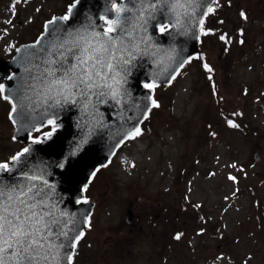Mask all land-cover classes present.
I'll list each match as a JSON object with an SVG mask.
<instances>
[{
  "label": "rangeland",
  "instance_id": "obj_1",
  "mask_svg": "<svg viewBox=\"0 0 264 264\" xmlns=\"http://www.w3.org/2000/svg\"><path fill=\"white\" fill-rule=\"evenodd\" d=\"M50 1L51 10L62 7L63 0ZM209 28L207 24L201 55L185 65L170 85L154 87L159 106L146 119L141 134L117 151L88 194L96 197V226L109 236L113 233L110 225L125 217L130 201L137 197L146 204L166 196L169 202L176 199L170 188L178 185L183 193V217L196 218L199 211L206 221L204 228L201 223H186L183 255L179 259L167 256V264H264V222L261 227L258 224L264 201V164L254 159L253 143L247 140H252L250 127L241 132V125L227 126L228 119L220 116L223 109L238 108L245 110L247 121L263 122L264 117L256 114L261 113L257 103L264 95V68L260 72L263 88L250 97L246 94L255 88L258 61H264V54L247 66L241 61L230 64L229 79L223 72L224 80L214 79L215 75L211 79L209 56L217 58L221 48ZM219 96L222 103L218 105ZM14 148L5 144L0 133V153H11ZM102 235L90 232L82 239L75 264H85L84 258L94 255ZM142 250L148 253L150 247Z\"/></svg>",
  "mask_w": 264,
  "mask_h": 264
},
{
  "label": "water",
  "instance_id": "obj_2",
  "mask_svg": "<svg viewBox=\"0 0 264 264\" xmlns=\"http://www.w3.org/2000/svg\"><path fill=\"white\" fill-rule=\"evenodd\" d=\"M215 0H195L189 8V16H181L175 27V14L167 9L157 11L154 18H148L144 30L138 33L146 43H141L142 52L132 61L130 71L119 86L120 96H93L87 108L77 99L75 104L37 96L29 85L44 65L42 61L50 56L51 43L63 39L68 32L78 29L100 31L103 21L99 17L111 16L110 0H79L71 7L69 20L56 17L55 24H48L46 31L36 42L24 44L11 60L17 61L18 72L13 86L5 90L14 103L12 117L17 124L15 136L23 138L31 129L48 120H55L53 133L41 137L38 142L29 143V151L18 161H11V172L3 173L4 182H27L25 174L41 176L50 186L51 200L60 217L68 237L83 232L92 202H80L83 187L89 182L97 166H103L115 151L127 140L128 133L140 127L153 106V92L145 88L146 83L164 85L185 65L187 60L199 51L202 23L207 10ZM202 21V22H201ZM168 23L164 32L159 25ZM55 29V31H53ZM31 96L32 100L25 99ZM63 214V215H61ZM63 252H71L67 238Z\"/></svg>",
  "mask_w": 264,
  "mask_h": 264
},
{
  "label": "flooded vegetation",
  "instance_id": "obj_3",
  "mask_svg": "<svg viewBox=\"0 0 264 264\" xmlns=\"http://www.w3.org/2000/svg\"><path fill=\"white\" fill-rule=\"evenodd\" d=\"M74 2L75 0H63L62 7L58 8L57 11L53 9L52 11L50 0H0V85H3V89L0 90V133L5 144L7 142L9 147H15L11 153L4 155L0 153V164H9L13 156L28 147L30 141H38L45 134L53 132L54 129V124L49 123L51 121L49 120L41 126L31 129L25 136L23 135V138L15 136L17 126H15L16 123L11 116L14 109L13 101L4 99V91L7 86L14 83L18 68L11 63L12 61L6 60L12 59L21 45L35 41L44 32L47 22L49 23L55 16L67 15ZM211 8H214L215 11L208 13L204 25L210 26L209 32H215L214 37H218L221 52L217 58L212 55L209 56L215 63L213 64L211 61L210 71L220 80H224L223 75H221L222 72L229 79L227 72H229L230 64L241 61L240 64L247 66V62L257 61L255 59H259L264 54V0H216ZM242 13L243 15H241ZM245 16L247 19L244 18ZM218 43L215 44L218 45ZM258 62L260 64L256 63L260 69L254 78L257 80V84H254V89L250 88L248 95L246 94L247 97L252 96L251 93H259L260 89L263 88L262 73L260 72L264 68V61ZM240 93L245 95L242 90ZM258 98L254 97L255 100ZM244 100L246 101V97ZM259 101L261 102L257 104L261 113L258 112L256 116L264 117V95ZM245 115V110H240L235 115L236 124L240 123L239 125H241L238 130L241 132L248 131L250 127L249 135L252 140L249 138L247 140L253 143V156L256 152L258 159L255 161L262 160L264 164V130L262 127L264 120L263 122L262 119L261 122L253 119L247 121ZM222 118L224 120V117ZM226 124L228 125L227 122ZM4 150L7 151L8 148ZM2 151L3 149L0 152ZM116 155L117 153L106 162L105 166L97 167L90 183L84 188V200L92 199L95 201V205L87 220L83 236L75 247L72 264H75L78 246L86 235L89 236L90 232L101 233L102 235V230L96 226L98 221L95 218L96 197L88 194V191L101 171L107 169ZM170 189L173 191V194L171 191L170 195L172 194L176 199L169 200V202L166 196L159 201L150 199L149 203L146 204L140 202L137 197L130 201L127 212L130 210L132 216L127 218L125 215L124 218H120L110 225L109 228L113 233L109 236L102 235L103 239L97 245L98 249L94 255L84 258L85 264H139L145 260L147 261L146 264H167V256L169 255H174L175 258L179 259L183 255V240L185 239V232L188 230L186 223L203 224L206 217L197 208L199 215L196 218H184V207L181 200L183 193L179 190L178 185H174ZM262 202L260 204L262 218L258 219L259 227L264 222V212L262 211L264 201ZM204 227L203 224L202 228ZM193 228L196 229V226ZM261 229V237L264 241V226ZM198 231L196 230L197 233ZM178 235L179 239L176 238ZM147 246L150 247L148 253L142 250Z\"/></svg>",
  "mask_w": 264,
  "mask_h": 264
},
{
  "label": "snow or ice",
  "instance_id": "obj_4",
  "mask_svg": "<svg viewBox=\"0 0 264 264\" xmlns=\"http://www.w3.org/2000/svg\"><path fill=\"white\" fill-rule=\"evenodd\" d=\"M193 3L195 0H110L111 16L99 17L103 21L100 31L78 29L51 43L50 56L42 61L44 67L33 75L36 83L29 88L44 102L53 100L56 105L69 99L75 104L79 99L87 108L93 96L98 100L108 96L117 98L132 61L143 51L140 44L146 43L142 36L138 37L148 22L145 13L148 18H154L157 11L167 9L175 14V27L181 16L190 15ZM207 11L215 9L209 7ZM70 16L71 9L59 19L67 21ZM55 23L56 20L49 21V24ZM158 27L160 32L168 30L167 24ZM143 86L151 89L155 84ZM25 99L31 101L32 97L26 95ZM153 104L159 106L155 101ZM140 134L141 129L135 127L128 137ZM28 151L23 149L12 160L18 161ZM11 171L8 163L0 164V264H72L83 232L74 238L68 237L54 205L50 204V186L45 190L47 181L38 175L25 174L27 182L5 183L3 173ZM62 237L67 238L71 252H63L66 242Z\"/></svg>",
  "mask_w": 264,
  "mask_h": 264
}]
</instances>
